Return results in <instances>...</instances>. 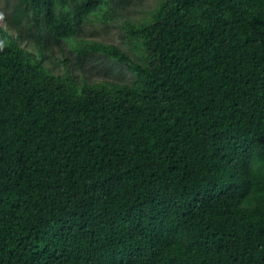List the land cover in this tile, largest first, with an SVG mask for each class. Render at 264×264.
<instances>
[{
  "label": "trees",
  "instance_id": "trees-1",
  "mask_svg": "<svg viewBox=\"0 0 264 264\" xmlns=\"http://www.w3.org/2000/svg\"><path fill=\"white\" fill-rule=\"evenodd\" d=\"M115 3L0 20V264H264V0H156L134 56L81 37ZM50 39L135 79L77 76Z\"/></svg>",
  "mask_w": 264,
  "mask_h": 264
},
{
  "label": "rangeland",
  "instance_id": "rangeland-1",
  "mask_svg": "<svg viewBox=\"0 0 264 264\" xmlns=\"http://www.w3.org/2000/svg\"><path fill=\"white\" fill-rule=\"evenodd\" d=\"M20 0H0V20H11L12 14ZM115 0L108 10H99L87 20L81 31L85 42H103L114 44L126 53L134 56L130 47L127 24L147 18L156 0ZM21 32L26 34V24L21 25ZM46 37V35H45ZM51 50L56 60L67 58L77 76L84 75L90 82H107L113 84L132 83L133 73L115 60L92 51L79 56L66 41L51 40ZM79 69V71H78Z\"/></svg>",
  "mask_w": 264,
  "mask_h": 264
}]
</instances>
